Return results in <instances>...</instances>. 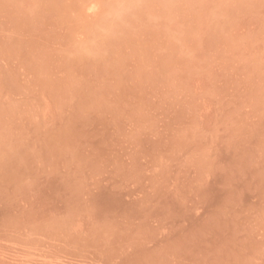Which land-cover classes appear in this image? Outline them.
<instances>
[{"label":"rangeland","instance_id":"1","mask_svg":"<svg viewBox=\"0 0 264 264\" xmlns=\"http://www.w3.org/2000/svg\"><path fill=\"white\" fill-rule=\"evenodd\" d=\"M0 264H264V0H0Z\"/></svg>","mask_w":264,"mask_h":264}]
</instances>
